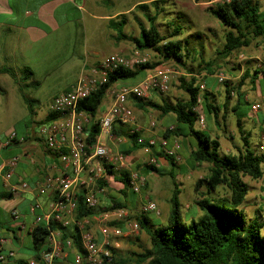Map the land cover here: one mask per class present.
Masks as SVG:
<instances>
[{
  "label": "crops",
  "instance_id": "1",
  "mask_svg": "<svg viewBox=\"0 0 264 264\" xmlns=\"http://www.w3.org/2000/svg\"><path fill=\"white\" fill-rule=\"evenodd\" d=\"M162 1L0 0V86L3 88L12 86L13 79L21 78L20 73L26 67L32 70L31 76L34 77L35 83H39L38 78L52 77L57 81L62 80L58 81L61 88L50 98L49 106L55 95L69 90L81 77L100 79L99 64L108 54L119 53L131 57L135 51L140 54L147 51L137 49L131 38H138L140 29L149 26L148 17H154L155 14L156 24L159 27L158 22L160 21L157 19L159 14L157 10H154V5ZM259 1L264 3V0ZM174 3L186 5V12L194 24L197 19L193 17L196 9L209 13L208 7L222 3V0H174ZM202 34L198 30L193 33L196 37ZM223 37L224 31L221 46ZM262 42L255 49L250 50V55L246 56L244 61L231 60L235 63H231L230 77L220 71L224 73L225 80L230 81L232 86L237 85L245 71L249 72L250 76L245 78L240 85L241 96H238L236 90L231 88L230 95L226 99L225 86L223 82L217 80V73L206 74V69L201 70L202 65L196 61H193L196 64H194L195 68H186L172 60H163L156 68L168 67L174 72L171 79L173 86L166 93L152 91L146 101L163 104L187 99V95L184 96L186 92L179 86V79L184 77L188 80L194 76L197 85L203 83L205 87L203 91L208 92L211 100H214L218 106L227 102L226 119H221L223 112L221 108L218 116L219 125L212 119L207 120V114L202 108L205 115V130L211 137L218 139L222 150L223 147L225 148L223 154H237L239 149L243 150L244 137L247 138L251 150L258 154L264 153V149H259L264 137V108L258 111L250 109V105L254 102L264 104ZM188 58L189 55L186 54L184 57L186 66L190 61ZM152 70H146L143 76L134 80L115 82L105 94L107 104L103 105L101 102L95 119L111 105L112 90L124 85L136 84ZM16 71L20 73L16 75ZM25 77L28 79L30 75L25 73ZM48 106L41 116L42 120L49 113ZM128 106L135 115L134 122H115L111 135H101L99 138L101 143L110 147L111 155L121 154L124 158L121 165L117 162L108 164V168L114 171L115 176L105 172L104 176L99 179L105 181V184L98 187V180L94 183L96 208L104 210L87 217L91 219L88 228L99 240L102 239V235L96 222L92 220L97 215L114 208L108 209L113 201L124 204L122 207L132 214L138 212L139 199L143 197V201L153 200L159 208V214L149 212L146 216L152 223L159 225L162 221L168 220V200L174 181L179 190V202H182L184 212L189 215L188 219L200 214L195 203L196 184L207 174L208 164L193 161L191 151L196 146L195 138L191 135L167 138L168 147L172 146L174 140L179 142L177 150L179 159H174V163L171 164L163 154H158V152L162 151L159 141L163 131L176 126L175 115L161 114L158 110L148 106L139 108L133 98L128 99ZM1 110L5 117H11L14 106L9 102L3 104L0 100ZM86 116L88 121L85 122V127L89 125V117ZM237 116H241L240 126L237 125ZM152 122L153 126H151ZM38 127L39 125L33 133L19 132L14 127L0 128L2 139L10 131L16 133L15 139L10 144L0 145V249L1 252H14L13 256L0 264H26L30 259L39 258L40 253L47 246L44 243L36 248L31 233L36 226L46 224L49 206L55 199L56 193L53 188L39 192L37 184L42 182L47 175L70 174L72 170L71 165L63 162L57 153L45 145L38 133ZM133 128L136 129L139 137L146 141L153 139L154 144L148 149L145 146L134 148L129 137ZM183 131L186 133V130ZM252 136L256 140L250 144L249 139ZM126 151L129 152L125 153ZM12 157H17V161L13 167H9L7 161ZM151 166L158 171L150 169ZM262 169L263 174L258 179L243 177L245 182L246 179L249 180V184L246 182L249 190L244 202L245 215L248 209L251 215L249 217L246 215V217L261 222L264 219H261L257 213L262 212L260 200L264 198L262 195L260 197V194L264 193V163ZM122 171H126L128 177L131 171H137L144 176L145 183L139 193H134L130 187L124 188L123 183L117 178ZM7 173L10 175L7 176ZM22 182H26L29 188H22L20 186ZM123 190L125 196L122 195ZM32 205H36L33 212L30 210ZM13 210H17V216L12 214ZM192 213H194L193 216H191ZM150 214L153 216L151 217ZM116 224L122 229L126 228L124 220L116 221ZM135 237H138L137 240L142 247L149 246V237L145 232L140 231ZM124 238L131 239L133 236L112 239L117 256H120L118 248L122 245ZM127 242L131 243L130 240ZM78 251V247L73 244L66 249L64 257L56 262L74 264L73 257ZM39 264L43 263L39 262Z\"/></svg>",
  "mask_w": 264,
  "mask_h": 264
},
{
  "label": "trees",
  "instance_id": "2",
  "mask_svg": "<svg viewBox=\"0 0 264 264\" xmlns=\"http://www.w3.org/2000/svg\"><path fill=\"white\" fill-rule=\"evenodd\" d=\"M209 13L224 27L223 44L216 51L221 61L229 60L238 50L248 47L252 41L256 44L264 40V3L259 0H229L228 2L216 3L208 7ZM149 26L140 29L138 38H131L137 49L151 50L162 60H172L178 65L186 67L184 57L188 55L185 41L179 38L180 26L167 27L166 33H162L156 24V14L148 17ZM123 35V34H121ZM124 36V35H123ZM160 61L145 62L131 68L119 67L106 74L105 80L100 83L89 95L79 100L77 110L84 112L89 117V125L83 127L85 142L91 147L96 142L99 128L95 119L96 112L103 97L109 88L117 81L137 79L146 70L155 69ZM210 64H208L209 66ZM211 71L210 68H203ZM8 72V70H6ZM1 72V69H0ZM30 76L33 74L28 67L24 70ZM257 73V71H255ZM211 73V72H210ZM245 71L236 86L230 81H223L226 99L230 95V89L234 88L238 96L242 81L249 77ZM264 76V72H263ZM143 78V77H142ZM179 86L187 93V99L177 100L174 103H155L146 99L133 98L136 105L141 108L148 106L158 110L161 114L172 113L175 115L176 126L165 129L162 133L164 138H173L191 135L196 140V146L191 151L194 162L207 163V174L196 184L197 199L195 203L200 210L196 219L192 218L188 223L182 221L179 211V190L177 183L173 182V190L169 197L168 224L159 225L152 223L145 213L135 215L140 231L149 237V246L141 251L131 252L136 264H264V234L261 228L264 221L247 219L243 204L249 187L243 180L247 176L250 179H258L263 174L262 164L264 153H256L249 148L247 138H243V150L237 154H220V142L211 137L206 128L198 129L196 113L193 107L196 105V96L199 92L194 76L186 80L179 79ZM1 89V87H0ZM202 108L207 114L206 119H212L219 125V112L222 108L221 119L225 120L227 102L218 106L211 100L209 93L202 92ZM31 111V105L28 107ZM224 109V110H223ZM54 113H48L39 124L47 123L54 119ZM241 116H237V125H241ZM186 130V133L183 131ZM134 148L144 146L138 143L137 132L129 136ZM90 151V149H88ZM126 151L125 153H128ZM163 154L171 164L174 159ZM157 154V155H158ZM105 166V172L114 175V171ZM158 171L154 167H150ZM173 178L172 174L170 173ZM124 185L129 187V177L126 171H122L117 177ZM97 186L104 185L105 181L98 180ZM204 184L205 191L198 188ZM125 196V191H122ZM124 204L113 201L108 209L122 207ZM104 210L96 207H88L84 201V194L78 192L75 216H92ZM57 230L64 239L70 238L73 244L82 252L79 244V234L75 226L62 227L59 223L50 220L48 225L36 226L31 235L36 248L41 247L49 231ZM23 264V263H21ZM54 264H62L55 262ZM111 264H117L114 260Z\"/></svg>",
  "mask_w": 264,
  "mask_h": 264
},
{
  "label": "built area",
  "instance_id": "3",
  "mask_svg": "<svg viewBox=\"0 0 264 264\" xmlns=\"http://www.w3.org/2000/svg\"><path fill=\"white\" fill-rule=\"evenodd\" d=\"M229 0H222L228 2ZM264 50V41L262 42ZM235 57L238 61H244L246 55L243 51H237ZM147 62V58L141 56L135 51L133 56L128 57L119 53H111L103 57L100 61V79L93 77H81L75 85L69 90L55 95L49 103L48 111L54 113V119L47 123H42L38 127V133L43 138L45 145L53 152L57 153L60 159L71 165L70 174L47 175L43 181L37 184L39 192L47 188L55 190V199L49 206L46 217V224L50 220L59 223L62 227L75 226L79 234V244L82 252L78 251L73 257L74 264H111L113 261L112 239L136 236L140 232L136 220L129 219V212L123 207H114L93 218L98 230L102 235L99 240L88 225L91 219L87 216L77 218L75 216L77 194H84V201L88 207H96L97 198L95 196L94 183L101 179L105 174V166L111 162L123 163V155H111L110 147L99 141L101 135H111L112 126L115 122L133 123L135 115L128 106L129 98L146 99L152 91L166 93L170 89L172 74L174 73L168 67H157L145 75L139 82L133 85H124L111 91V105L98 116L97 123L99 132L96 136V142L88 147L85 142L83 127L88 121L86 114L77 110L79 100L89 95L96 87L105 80L106 74L119 67L131 68L135 65ZM264 70V63H263ZM219 82L225 81L224 73H217ZM205 89L204 84H198V94L196 96V105L193 111L196 113V126L198 129L205 128V115L201 107L202 92ZM264 108V104L254 102L250 105L252 111H258ZM153 122L151 126H153ZM136 132L133 128L131 133ZM16 133L10 131L5 138H0V145H8L15 139ZM137 142L144 144L145 148H150L154 140H145L142 137L137 138ZM162 152L178 160L179 142L174 140L172 146L168 147L167 138H160ZM90 149V151L88 150ZM259 149H264L263 144ZM17 157H12L7 161L9 167H13ZM10 174L7 173V176ZM145 183L143 175L137 171H131L129 175V187L134 193H139ZM22 188H29L26 182L20 184ZM15 190V188H13ZM36 205H32L30 210L33 212ZM138 211L140 213L153 212L159 214V208L155 201L145 199L140 203ZM12 214L17 216V210ZM124 220L126 228L122 229L116 224V221ZM46 248L40 253L39 258L30 259L26 264H54L56 260L64 257L66 249L73 245L70 238L64 239L57 230H50L46 236ZM14 255L13 251L1 252L0 263Z\"/></svg>",
  "mask_w": 264,
  "mask_h": 264
},
{
  "label": "rangeland",
  "instance_id": "4",
  "mask_svg": "<svg viewBox=\"0 0 264 264\" xmlns=\"http://www.w3.org/2000/svg\"><path fill=\"white\" fill-rule=\"evenodd\" d=\"M154 10L158 11V20L159 23V29L162 33L167 32L166 26L174 27V26H180L181 33L180 37L183 42H186V46L189 51V58L190 60L187 63L186 68H195L193 61L198 62L200 65V69L208 67L211 69V71L205 70L206 74H216L220 71L227 74V77H230L231 73V60L236 59L235 54L230 57L229 60L221 61L218 58V55L216 53L217 50L221 48V42H222V36H223V26L208 12H204L203 10L196 9L194 11V18L196 17V22H193L190 20L187 12H186V5H177L174 3V0H163L162 2H159V4L154 5ZM161 23V24H160ZM202 34L200 37H196L193 35L196 29ZM261 42L258 44L255 43V41H252L251 45L248 47H244L243 49H240L244 52L246 56L250 55V50L255 49L257 46H259ZM196 48V49H195ZM141 56L147 58V62H154V61H160V63L163 62V60L151 50H147L145 52L141 53ZM208 64H210L208 66ZM196 65V64H195ZM200 70V71H201ZM20 72L16 71V75H18ZM22 75L21 78L13 79V85L12 86H6L1 87L0 89V100L3 101V104L9 102L12 106H14V110L11 112V117H5L3 114V110L0 111V128H9L14 127L19 132H28L33 133L34 130H36V126H38L39 121L42 120V114H44L47 110L48 102L50 98L53 96L59 88H61V85L58 84V81L62 80H56L52 77H47L45 79L38 78L39 83H35L34 77L30 76L28 79L25 77V72L23 71L20 73ZM223 84V83H222ZM173 85H170V88ZM222 86V85H221ZM223 87V86H222ZM170 90V89H169ZM185 93V92H184ZM187 94L185 93L184 96ZM103 105L107 104V98L106 95L103 97ZM29 104L31 105V111H29L28 107ZM229 115V112H228ZM212 127V125H211ZM221 131L223 129H220ZM252 136L249 141L250 144L254 143L256 139ZM242 143V142H240ZM251 147V145H250ZM223 151H225V148L223 147L219 149V153L222 155ZM205 171V169H204ZM246 182L249 184V180L246 179ZM199 191H205V185L202 184L199 188ZM264 196V193L260 194V197ZM143 201V197L138 200V204ZM245 202V201H244ZM261 203V210L262 212H258L257 214L260 215L261 219L264 215V198L260 200ZM250 205V201L248 202ZM247 204V205H248ZM243 209L246 210L243 204ZM179 211L182 218V221L184 223L189 222V215L184 212L183 204L182 202H179ZM139 214L138 212H134L132 214L128 215L129 219H133L135 215ZM194 213H192L191 216H193ZM246 215L249 217L251 215V212L247 209ZM152 217L153 215L150 214ZM198 216L194 217L196 219ZM248 217H246L248 219ZM264 221V220H263ZM168 220L162 221L160 225H167ZM261 233L264 234V226L261 228ZM138 237L136 238L133 236L131 239H125L122 240V245L120 246V256L115 255V247L112 246V254L114 257V260H116L117 264H136V260L133 256H131V252H139L142 250L141 244L138 242ZM130 240L131 243H128L127 241ZM143 244V243H142ZM145 244V243H144ZM141 247V248H140ZM121 257V258H120Z\"/></svg>",
  "mask_w": 264,
  "mask_h": 264
}]
</instances>
